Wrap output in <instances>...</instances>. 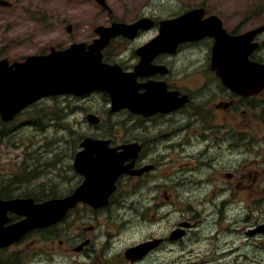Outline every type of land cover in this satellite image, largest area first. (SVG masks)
<instances>
[{
    "label": "flooded vegetation",
    "instance_id": "af4514ba",
    "mask_svg": "<svg viewBox=\"0 0 264 264\" xmlns=\"http://www.w3.org/2000/svg\"><path fill=\"white\" fill-rule=\"evenodd\" d=\"M0 7L13 8V5ZM75 11L76 20L68 21L66 27L68 33L74 34L75 41L78 40L71 44L84 43L88 48L102 39L105 29L116 24L133 25L132 30L115 35L103 47V63L134 73L145 60V75L137 78V83L142 84L140 92L145 91L143 84L154 81L163 84L168 96H175L178 102L186 96V103L164 104L153 113H135L124 108L121 111L126 120H123L121 133L107 131L89 135L108 140L111 147L137 144L140 147L137 156L127 159L125 165L133 163L131 170L143 169V172L122 175L103 206L79 202L64 219L53 225L17 232L9 244L0 246V264H264V186L255 181L259 172L249 170L248 166L235 165L237 169L227 174L230 185L227 183L218 193L206 191L205 208L200 211L186 195H182L185 204L180 208L169 202L172 193L167 189L163 191V199L153 196V187L157 189L164 181L146 185L148 191L141 197L143 201L126 197L118 200L124 178H145L157 173L165 155H173L175 147L190 148L193 138L203 137L206 142L220 140L232 145L229 151L236 155L242 149H252L264 127V117H261L264 89L255 95H242L228 88L213 67V51L220 39H232L261 29L254 37L260 46L250 56L259 61L264 56V3L259 0H77ZM184 15H188L195 28L164 26ZM164 37L170 43L178 42L177 47H161L152 54L142 55L144 46ZM49 48L39 55L66 47ZM195 77L200 78L197 84L190 80ZM211 79L215 83H211ZM100 124L95 125L96 130L102 126ZM218 147L220 157L225 153L222 147L226 146ZM187 149L184 154H191ZM200 153L194 151L195 155ZM208 166L212 168V164ZM79 177L76 186L82 182V176ZM252 177L255 178L252 180ZM179 179L173 186L184 189L192 183L189 186L195 189L206 185L202 181ZM206 188L210 189L208 185ZM234 188L241 189L237 201L231 200ZM69 193L71 191L62 196ZM132 193L129 192L130 197ZM44 196L19 194L14 197L41 202ZM112 206H117L119 212L124 210L121 216H114V223H120L119 229H125L133 239L122 234L115 239L118 234L112 230L114 225L110 220L114 214L109 213ZM84 216L90 220L87 225H78L81 228L76 233L69 229L73 218L75 223ZM27 217L24 213L8 212L3 225H16ZM142 223L157 230H143L138 226ZM188 239L203 247V255L198 259H194L190 247H186ZM123 243L122 251L116 254V247ZM56 247L60 251L50 250ZM164 253L170 259L161 261ZM68 257L74 261H68Z\"/></svg>",
    "mask_w": 264,
    "mask_h": 264
},
{
    "label": "rangeland",
    "instance_id": "374dc122",
    "mask_svg": "<svg viewBox=\"0 0 264 264\" xmlns=\"http://www.w3.org/2000/svg\"><path fill=\"white\" fill-rule=\"evenodd\" d=\"M9 1L13 3V8L0 7V59L7 57L11 61H21L29 55L49 50V46L64 48L78 41H75L73 33H68L66 30L68 21L76 20L77 0ZM259 1L264 3V0ZM190 80L194 84L200 82L199 77ZM207 82H210V77H207ZM211 83H215V80L211 79ZM110 108V101H107L103 94L96 92L87 98L68 95L47 97L34 103L12 122L1 123L0 118V190H9L11 197L19 194L43 196L47 193L70 191L80 182L79 174L74 170L73 165L75 154L80 149L81 139L94 135L95 132H110L111 129L113 132L123 131L124 113L122 111L113 113ZM91 112L97 114L102 120L100 124L102 126L98 130L95 129V125L89 123L88 114ZM247 115L250 116L249 113ZM200 131L202 132L201 128ZM8 133L10 134L7 135ZM258 137L251 150L242 149L237 153L238 155L229 151L232 145L220 140L206 142L203 137L193 138V141H190V148L185 147L183 150L175 147L171 155L173 158L165 155L157 173H152L145 178H124L120 185L118 200L126 197L132 198L133 201L137 199L143 201L141 197L148 191L146 185L164 181L157 189L153 187V196L163 199L165 197L163 191L167 189L172 193V199L169 202L175 203L176 207L180 208L185 204V201L181 199L182 195H186L187 199L192 198V204L200 211L205 208L203 201L206 191L212 194L218 193L227 183L230 185L227 174L236 170L237 167L234 166L237 164L242 167L248 166V169L253 172L258 171L259 176L252 177V180L255 178L256 182L264 186V171H262L264 169V127ZM218 145L228 147V150L222 147L225 153L220 157ZM186 149L191 154H184ZM195 150L202 153L195 155ZM210 164L212 168L208 166ZM228 167L231 169L229 170ZM167 173L170 174L167 175ZM177 178H180L179 181L195 183L202 181L210 189L206 188V185L195 189L190 188L189 185L192 186V183L187 184L184 189L173 186V184L177 185L175 182ZM14 182L18 183L14 184ZM131 191L134 193L130 197ZM240 191L241 189L239 191L237 188L233 189L232 201L240 198ZM135 193L136 195L133 196ZM195 197L201 200L197 201ZM123 211L119 212L117 206H112L109 210V213L114 214L113 219L110 217V220L114 225L112 230L115 229L118 234L116 240L121 234L133 239L132 235L125 233V229H119L120 223H114V216H121ZM86 218L88 217L79 218L75 223L73 218L68 224L69 229L76 233L81 228L78 225H87L90 222ZM138 226L143 230H157V227L150 224L142 223ZM54 244L58 246V242ZM124 246V243L120 247L117 246L116 254L120 253ZM186 247H190L194 259L203 255V247L194 243L192 239H188ZM50 250L60 251L59 247ZM56 256L61 259L59 255ZM167 259H170V256L164 253L160 260ZM69 260L74 261L71 257H68Z\"/></svg>",
    "mask_w": 264,
    "mask_h": 264
},
{
    "label": "water",
    "instance_id": "95a60500",
    "mask_svg": "<svg viewBox=\"0 0 264 264\" xmlns=\"http://www.w3.org/2000/svg\"><path fill=\"white\" fill-rule=\"evenodd\" d=\"M0 4L11 5L6 0H0ZM187 16L165 23L164 26L171 23H174L175 27L187 24ZM131 26L117 24L105 29L101 34L102 39L90 45V49L84 44H73L67 49H52L49 54L32 55L23 62H14L11 65L7 59L0 60L2 119H13L34 101L45 96L71 93L83 95L94 90L109 93L113 111L128 107L136 113H153L164 104L185 103L186 98L179 102L175 96L167 98L161 83L154 81L143 84L145 91L140 92L142 84L137 83V78L145 75V60L134 73H126L117 65L102 63L103 47L115 35L132 30ZM259 30L261 29L245 33L236 37L237 39H220L214 47L213 67L228 87L244 95L257 94L264 88V64L249 60L250 52L258 47V44L251 42ZM165 40L167 39H157L144 46L141 49L142 55L152 54L159 46L165 49L176 46V43L170 44ZM88 120L97 123L99 118L91 114ZM108 144L109 141L92 138H86L82 142L84 149L76 154L74 166L85 179L71 195L41 203H35L32 198L0 199V246L9 244L17 232H25L34 227H48L61 221L69 209L79 201L94 207L105 205L115 190V183L120 175L125 172L142 173V170L130 171L133 163L125 165L127 159L137 156L140 149L138 145L110 148ZM9 211L24 213L28 217L16 225L4 227L3 223ZM133 252L135 253V250Z\"/></svg>",
    "mask_w": 264,
    "mask_h": 264
},
{
    "label": "trees",
    "instance_id": "16d2710c",
    "mask_svg": "<svg viewBox=\"0 0 264 264\" xmlns=\"http://www.w3.org/2000/svg\"><path fill=\"white\" fill-rule=\"evenodd\" d=\"M2 123V122H1ZM9 134V133H8ZM7 134V135H8ZM13 181H15V180H13ZM4 187H6V186H4ZM9 190H6V189H2V190H0V198H7V197H11L10 195H9ZM52 194H54V193H51V195Z\"/></svg>",
    "mask_w": 264,
    "mask_h": 264
},
{
    "label": "bare ground",
    "instance_id": "6f19581e",
    "mask_svg": "<svg viewBox=\"0 0 264 264\" xmlns=\"http://www.w3.org/2000/svg\"><path fill=\"white\" fill-rule=\"evenodd\" d=\"M230 234H232V233H230ZM229 255H230V254H229ZM229 255H228V256H229Z\"/></svg>",
    "mask_w": 264,
    "mask_h": 264
}]
</instances>
